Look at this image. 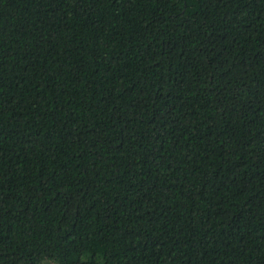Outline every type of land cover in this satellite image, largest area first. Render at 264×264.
<instances>
[{
	"label": "trees",
	"instance_id": "16d2710c",
	"mask_svg": "<svg viewBox=\"0 0 264 264\" xmlns=\"http://www.w3.org/2000/svg\"><path fill=\"white\" fill-rule=\"evenodd\" d=\"M0 264H264V0H0Z\"/></svg>",
	"mask_w": 264,
	"mask_h": 264
}]
</instances>
